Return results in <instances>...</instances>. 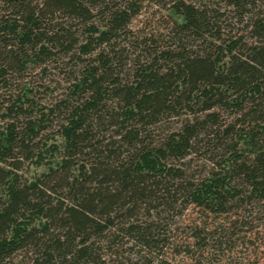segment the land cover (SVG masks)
Segmentation results:
<instances>
[{"label":"trees","instance_id":"trees-1","mask_svg":"<svg viewBox=\"0 0 264 264\" xmlns=\"http://www.w3.org/2000/svg\"><path fill=\"white\" fill-rule=\"evenodd\" d=\"M263 221L264 0H0V264H220Z\"/></svg>","mask_w":264,"mask_h":264},{"label":"rangeland","instance_id":"rangeland-1","mask_svg":"<svg viewBox=\"0 0 264 264\" xmlns=\"http://www.w3.org/2000/svg\"><path fill=\"white\" fill-rule=\"evenodd\" d=\"M161 15L162 13L165 14V11H157V8L155 6H152L151 4L146 5L144 8V12L134 21L136 24H142L144 20L148 17L151 20L156 21L151 16L156 13ZM158 17V19H157ZM156 19L160 20L162 17L157 16ZM163 20V19H162ZM157 22V21H156ZM188 213L185 215V217H179L177 219V222L175 225V228H179L178 232L176 231V234L180 236L181 232H187L190 227H187L189 225V222L192 218H195V222L197 224L201 223V220L204 219V215L199 212L198 209H189L187 211ZM209 225H213L215 222L214 218H211V220H208ZM218 220L215 222L217 223ZM187 231H185V229ZM184 237V236H183ZM264 237V221L261 225H258L257 229L255 228L254 233H252L251 240L246 241L244 239H240L238 236L235 237V244L238 245V248L235 249L232 253H226L224 256L222 253L220 254V264H264V246H262V238ZM251 242V243H250ZM243 244V245H242ZM248 244V245H247ZM188 264H193L192 261L188 260Z\"/></svg>","mask_w":264,"mask_h":264}]
</instances>
